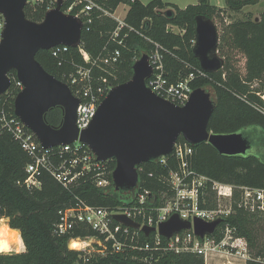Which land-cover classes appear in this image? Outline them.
Here are the masks:
<instances>
[{"label": "trees", "instance_id": "trees-1", "mask_svg": "<svg viewBox=\"0 0 264 264\" xmlns=\"http://www.w3.org/2000/svg\"><path fill=\"white\" fill-rule=\"evenodd\" d=\"M73 0H68L66 5ZM103 8L114 12L120 5L128 10L117 40L112 33L117 24L108 17L92 15L90 24L85 23L81 32V42L77 48H69L58 59L51 52L38 51L36 61L51 76L69 86L66 76L75 71L76 66H89L93 59L110 55L119 50L118 62L107 69H93L95 78L102 77L111 87L127 82L132 77V67L142 56H150L156 50L162 55L166 77L175 82L191 71L199 68L192 54L195 40V18L202 16L210 20L218 34L215 55L221 60L222 67L205 77L192 81L193 90L211 88L214 110L209 119L207 130L214 134L241 132L252 146L260 148L261 153L248 156L227 157L219 155L210 145L204 143L193 148L190 167L198 174L216 182L231 186L264 188V11L258 20L250 14L244 19L227 22L228 12L239 13L245 7L256 6L260 0H224L225 8L211 6L209 0H197L196 5L178 9L164 0H152L143 5L138 0H94ZM53 0H42L34 7H24L25 17L34 23H41ZM171 9V10H170ZM63 11L64 8L62 7ZM164 11V12H163ZM171 13L167 15V12ZM163 12V13H162ZM171 28H176L175 33ZM122 41V45L118 44ZM10 79L16 78L15 72L8 73ZM100 83H95L97 86ZM71 89V88H70ZM11 90V89H10ZM72 90V89H71ZM17 92L0 96V114L5 111L14 116L13 102ZM61 107L50 109L45 114V122L53 129L62 124ZM179 137L176 144H183ZM169 164L159 162L144 163L137 167L138 184L134 191H116L111 181L113 160L107 161L109 186L101 189L91 182L73 191H67L48 174L40 177V189L27 190L23 183L27 174L25 166L29 158L8 134L0 135V219H6L10 229L18 230L24 246L21 253H0V264H204L201 256L195 254H175L168 251H136L129 247L106 256H87L85 251L71 250V239L95 237L96 234L85 228H76L72 233L58 236L54 225L60 210L73 206L76 199L100 208L125 207L134 204L138 192L148 191L161 205V196L170 194L167 175L176 166L172 156L166 159ZM206 207L214 206L213 193H209ZM233 213L222 221L237 228L239 239L247 243L253 261L246 264H261L264 259V216L248 214L232 205ZM138 233L139 244L151 241ZM215 234L213 240L219 241ZM163 243L165 242L162 240ZM147 259V261H143Z\"/></svg>", "mask_w": 264, "mask_h": 264}, {"label": "built area", "instance_id": "built-area-1", "mask_svg": "<svg viewBox=\"0 0 264 264\" xmlns=\"http://www.w3.org/2000/svg\"><path fill=\"white\" fill-rule=\"evenodd\" d=\"M58 2L61 3V8H64L63 11L61 10L63 14L74 16L82 22L83 26L85 23H91L93 14L115 21L117 28L111 35L113 41L117 40L122 28H128L124 23V17L116 15L117 9L110 12L94 0H73L68 5H66L68 0H53L49 10L53 9ZM40 3L42 0H26V5L31 7ZM4 26L5 21L0 14V44ZM118 44L122 45V41H118ZM68 49L69 47L66 46H56L49 51L52 57L58 59L60 65L62 56L68 52ZM119 57V50H114L108 56L93 59L89 66H76L75 71L66 76L69 84L67 86L72 89H70L72 95L78 100L75 125L79 132L89 127L99 104L112 89L105 79L94 77L93 69L98 68L110 73L107 68H112L118 62ZM148 62L152 73L145 80L147 88L157 97L179 107L185 105L192 93V81L206 76V73L198 69L184 77H179L175 82H170L166 77L162 55L158 50L148 56ZM95 83L100 84L95 86ZM22 88V84L16 78H12L5 93L17 92L18 94ZM261 98L264 102V92ZM1 134H8L29 158V163L25 166L27 177L23 183H18L27 190L40 189V177L43 173L48 174L67 191H73L87 182L101 189L109 186L105 166L107 161L98 162L94 154L78 141L69 145L44 149L35 135L16 116H11L5 111L0 114ZM192 155L191 146L186 143H175L170 155L156 160L162 165H167L169 161L166 159L172 156L176 162L175 168L171 167L167 175L170 194L164 193L161 196L164 200L161 205L155 204L157 199L148 191L138 192L134 204L130 206L110 209L95 207L76 199L73 206L58 212L54 233L62 236L72 233L76 228L93 231L96 234L95 237L75 238L68 242L69 248L71 241H79L81 248L77 251H85L87 256L103 257L131 247L136 251L195 254L203 258L204 264L217 261L216 257L235 259L241 264L253 261L247 243L237 236V228L228 223L223 226L220 224L233 213V203L248 214L264 216V188L225 185L198 174L190 167ZM209 193H213L214 206L212 207H206V198ZM117 215L125 216L138 223L139 229H131L116 222L114 216ZM172 216H176L182 222L190 223L191 228L166 239L159 235L158 228ZM196 219L206 223L215 221L220 223L212 235L199 238L192 228ZM142 227L153 229L148 235V237L152 236L151 241L145 244H139L138 241V233H142L140 230ZM215 234L219 235L218 242L213 240ZM162 240L165 242L163 243ZM143 261L147 259L144 258ZM256 262L264 264V259H257ZM227 264L233 263L227 261Z\"/></svg>", "mask_w": 264, "mask_h": 264}, {"label": "water", "instance_id": "water-1", "mask_svg": "<svg viewBox=\"0 0 264 264\" xmlns=\"http://www.w3.org/2000/svg\"><path fill=\"white\" fill-rule=\"evenodd\" d=\"M25 6L26 0H0V14L5 21L0 44V96L10 86L8 73L14 71L23 86L14 98V116L35 135L42 148L78 141L94 154L98 162L113 160L112 185L116 191L123 192L136 189L139 165L170 155L179 137L191 147L206 143L219 155L227 157L262 152L241 132L214 134L207 130L214 102L206 90H193L182 107L154 95L145 84L152 73L147 55H142L134 63L132 77L127 82L109 90L89 127L79 132L75 125L78 100L65 83L41 67L35 55L56 46L79 47L82 22L63 14L58 2L46 12L41 23H34L25 17ZM170 13L168 11L167 15ZM217 42L214 24L197 16L192 54L206 74L222 67L221 60L215 55ZM55 107H61L63 112L58 129L45 122V114ZM114 220L125 227L139 229L138 223L125 216H114ZM219 223L196 219L192 228L197 237L203 238L212 235ZM190 228V223L172 216L159 226L158 233L170 239ZM140 230L145 237L153 231L148 227Z\"/></svg>", "mask_w": 264, "mask_h": 264}, {"label": "rangeland", "instance_id": "rangeland-1", "mask_svg": "<svg viewBox=\"0 0 264 264\" xmlns=\"http://www.w3.org/2000/svg\"><path fill=\"white\" fill-rule=\"evenodd\" d=\"M138 1L140 3H142L143 5H146L152 0H138ZM164 2L169 4V5L175 6L178 9H184L187 6L196 5L197 4V0H164ZM209 3H210L211 6H214V7L219 8V9L225 8L224 0H209ZM127 10H128V7L126 5H120L117 8V10H116V15H120V17H124V15L126 14ZM246 11H248V12H246ZM262 11H264V0H260L259 4L257 6L247 7L243 11H241L239 13H230V12H228L227 15L229 16V18H227V22H231L233 20L244 19L247 14H250L252 19L253 18H258V16L260 15V13ZM171 29L175 33L179 32L176 28H171ZM205 90L208 93H210L211 97H213V91H212L211 88H206ZM0 220H3V221L5 220L4 222L7 224V220L6 219H0ZM10 252H14V251H10ZM7 253H9V252H7ZM216 259H217V261H213L212 264L217 263V262H218V264H227V261H231L233 264H241L240 261L235 260V259H229L228 260L227 258L225 259L223 257L222 258L216 257Z\"/></svg>", "mask_w": 264, "mask_h": 264}, {"label": "bare ground", "instance_id": "bare-ground-1", "mask_svg": "<svg viewBox=\"0 0 264 264\" xmlns=\"http://www.w3.org/2000/svg\"><path fill=\"white\" fill-rule=\"evenodd\" d=\"M4 221L0 220V253H7L10 251L18 252L24 248L19 232L10 229ZM69 248L79 250L81 248V243H79V241H71L69 243Z\"/></svg>", "mask_w": 264, "mask_h": 264}, {"label": "crops", "instance_id": "crops-1", "mask_svg": "<svg viewBox=\"0 0 264 264\" xmlns=\"http://www.w3.org/2000/svg\"><path fill=\"white\" fill-rule=\"evenodd\" d=\"M256 6H257V5H256ZM250 7H254V6H250ZM245 8H247V7H245ZM245 8H244V9H245ZM223 9H224V8H223ZM244 9H243V10H244ZM243 10H242V11H243ZM246 12H248V11H246ZM258 18H259V16H258ZM258 18H253V20H258ZM23 247H24V246H23ZM21 252H24V248H22L20 251L15 252V253H21ZM212 263H213V261H210V262H209V264H212ZM214 264H218V262H217V263H214Z\"/></svg>", "mask_w": 264, "mask_h": 264}]
</instances>
